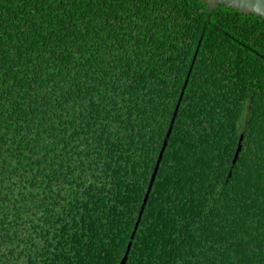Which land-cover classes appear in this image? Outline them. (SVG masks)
<instances>
[{"label":"trees","instance_id":"1","mask_svg":"<svg viewBox=\"0 0 264 264\" xmlns=\"http://www.w3.org/2000/svg\"><path fill=\"white\" fill-rule=\"evenodd\" d=\"M188 71L123 264H264V20L199 0H0V264H119Z\"/></svg>","mask_w":264,"mask_h":264},{"label":"water","instance_id":"2","mask_svg":"<svg viewBox=\"0 0 264 264\" xmlns=\"http://www.w3.org/2000/svg\"><path fill=\"white\" fill-rule=\"evenodd\" d=\"M199 2L205 4V7H206V10H207L208 14H210L211 11L215 10L219 5H221V6H223L226 9L230 8V9H232L234 11H237L239 14H243V15H250L251 14V15H253L255 17H260L261 19L264 20V0H199ZM195 54H196V50L194 51V54L192 56V61L190 63V66L192 65L193 58H194ZM189 70H190V68H189ZM188 73H189V71L187 72V74L185 76V79L183 81V85L181 87V90H180L179 96L177 98L176 104H175V106L173 108V111L171 113V117H170L167 129H166V132L164 134V137L162 139L161 146H160L159 151L157 153L156 160H155L152 172L150 174V177H149V180H148V184L146 186V189H145L142 201H141V205L139 207V210H138V213H137V217H136V220H135L134 225H133V229H132L131 235L129 236V242L127 243V245L125 247V251L123 253V256H122L119 264H123L124 261H125L128 249L130 247V240L132 239L133 234H134V232L136 230V227H137L141 212L143 210V207H144V204L146 202L150 187L152 185V182H153V179H154V176H155L159 161L161 159L162 152H163V150L165 148L166 141H167V138L169 136V133H170L173 121H174V117L176 115L178 104H179L182 92L184 90V87H185V84H186V81H187ZM241 139H242V134H240L238 139H237L235 152H234L233 158L231 160L232 164L234 163V161H235V159L237 157V154H238V152L240 150V141H241Z\"/></svg>","mask_w":264,"mask_h":264}]
</instances>
